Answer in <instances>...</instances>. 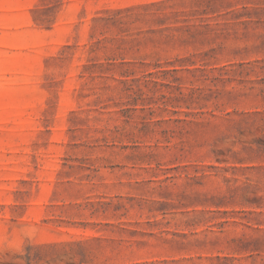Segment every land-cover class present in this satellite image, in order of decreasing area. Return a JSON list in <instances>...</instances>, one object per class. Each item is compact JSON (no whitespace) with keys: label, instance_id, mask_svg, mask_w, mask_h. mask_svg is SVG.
<instances>
[{"label":"rangeland","instance_id":"obj_1","mask_svg":"<svg viewBox=\"0 0 264 264\" xmlns=\"http://www.w3.org/2000/svg\"><path fill=\"white\" fill-rule=\"evenodd\" d=\"M0 264H264V0H0Z\"/></svg>","mask_w":264,"mask_h":264}]
</instances>
